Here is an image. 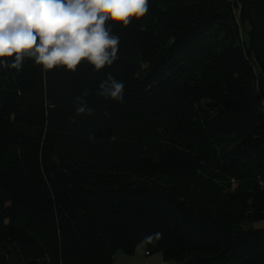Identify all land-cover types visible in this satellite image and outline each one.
Returning a JSON list of instances; mask_svg holds the SVG:
<instances>
[{"label": "trees", "instance_id": "trees-1", "mask_svg": "<svg viewBox=\"0 0 264 264\" xmlns=\"http://www.w3.org/2000/svg\"><path fill=\"white\" fill-rule=\"evenodd\" d=\"M105 28L120 43L100 71L0 64V264H112L140 244L264 264V226L244 227L264 220V0H149ZM109 73L124 103L98 94Z\"/></svg>", "mask_w": 264, "mask_h": 264}, {"label": "clouds", "instance_id": "clouds-1", "mask_svg": "<svg viewBox=\"0 0 264 264\" xmlns=\"http://www.w3.org/2000/svg\"><path fill=\"white\" fill-rule=\"evenodd\" d=\"M148 9L149 0H0V58L15 57L11 63L0 59V64L19 72L28 56L45 70L63 66L75 72L86 60L100 71L118 59L120 43L119 37L109 35L106 21L127 27ZM99 88L101 97L125 102V85L111 73ZM76 113L94 111L83 104ZM145 242L151 243L152 237Z\"/></svg>", "mask_w": 264, "mask_h": 264}, {"label": "crops", "instance_id": "crops-1", "mask_svg": "<svg viewBox=\"0 0 264 264\" xmlns=\"http://www.w3.org/2000/svg\"><path fill=\"white\" fill-rule=\"evenodd\" d=\"M112 264H175L166 262L159 253L148 254L143 245H138L133 254L116 252Z\"/></svg>", "mask_w": 264, "mask_h": 264}, {"label": "rangeland", "instance_id": "rangeland-1", "mask_svg": "<svg viewBox=\"0 0 264 264\" xmlns=\"http://www.w3.org/2000/svg\"><path fill=\"white\" fill-rule=\"evenodd\" d=\"M241 36H242L243 41L248 42V34L246 33L245 30L242 31ZM263 226H264V220L244 224V227H246V228H261Z\"/></svg>", "mask_w": 264, "mask_h": 264}]
</instances>
